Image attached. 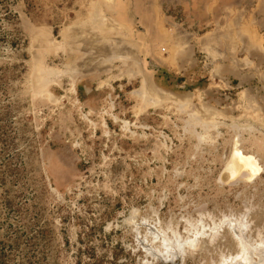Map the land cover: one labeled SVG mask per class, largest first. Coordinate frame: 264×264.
<instances>
[{"label":"rangeland","instance_id":"374dc122","mask_svg":"<svg viewBox=\"0 0 264 264\" xmlns=\"http://www.w3.org/2000/svg\"><path fill=\"white\" fill-rule=\"evenodd\" d=\"M96 5L0 0V264H161L140 242L257 263L264 0L178 23L166 6L154 58ZM235 150L257 171L227 175ZM241 220L240 242L219 226Z\"/></svg>","mask_w":264,"mask_h":264},{"label":"crops","instance_id":"0c3cea01","mask_svg":"<svg viewBox=\"0 0 264 264\" xmlns=\"http://www.w3.org/2000/svg\"><path fill=\"white\" fill-rule=\"evenodd\" d=\"M210 1L167 0L165 3V0H110V3L105 5L101 0H98V6H96L102 16L112 21V27L117 30L123 27L134 32L137 36L135 41L146 47L144 48L145 55L154 58V49L156 50L158 44L167 40L163 31L165 25L171 22L172 17L168 16L166 6L169 5L168 8L173 9L171 13H174L175 16L171 20L175 22L176 18L178 23L180 19L190 21L196 16L199 8L200 10L202 8L206 18L209 19L211 10L214 11L221 0H214L213 8L209 5ZM222 4L225 5V8L231 5L227 1H223ZM194 20L193 22H195Z\"/></svg>","mask_w":264,"mask_h":264},{"label":"bare ground","instance_id":"6f19581e","mask_svg":"<svg viewBox=\"0 0 264 264\" xmlns=\"http://www.w3.org/2000/svg\"><path fill=\"white\" fill-rule=\"evenodd\" d=\"M245 166L249 168L251 172H256L257 168L253 162L249 160V158L243 157L238 153V151L235 150V152L232 155V159L229 163L228 169H227V175H232L236 170H238L240 167ZM244 223L241 221V223H231L230 224V229L233 232L235 238L240 242L243 240V229H244ZM161 239H167L164 236L160 235ZM156 237V235H155ZM154 237V238H155ZM182 244V243H181ZM181 244H176L175 247L172 245H169V243H165L166 248V256L169 257V260L174 259L176 254L179 252ZM263 252L262 255L263 257L255 264H264V246H262ZM241 258L243 259V264H251V259L250 255L248 252H244L241 255Z\"/></svg>","mask_w":264,"mask_h":264},{"label":"water","instance_id":"95a60500","mask_svg":"<svg viewBox=\"0 0 264 264\" xmlns=\"http://www.w3.org/2000/svg\"><path fill=\"white\" fill-rule=\"evenodd\" d=\"M232 220V219H231ZM244 223L245 226V230H246V223L244 222V220H241ZM222 225H226L228 226V228L230 229V225L228 222L224 221L222 222V224H220L219 226ZM231 230V229H230ZM156 235V237L154 239H159L161 236L158 233H153ZM140 246H142V248L144 249L146 255L151 256L153 258H155L156 260H158L161 264H182V258L185 255V248L187 246L186 243H182L179 252L176 254V256L174 257V259L169 260L168 257L164 256V253L158 254V252H156V250H153L152 248L148 247V246H143L142 242L139 243Z\"/></svg>","mask_w":264,"mask_h":264}]
</instances>
